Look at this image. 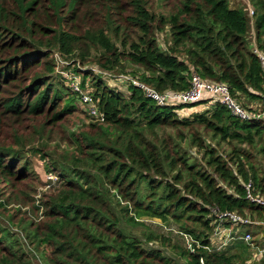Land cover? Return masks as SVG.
<instances>
[{
	"label": "trees",
	"instance_id": "16d2710c",
	"mask_svg": "<svg viewBox=\"0 0 264 264\" xmlns=\"http://www.w3.org/2000/svg\"><path fill=\"white\" fill-rule=\"evenodd\" d=\"M181 1L174 12L157 18L150 0H0V139L8 130L3 139L13 142L0 140V215L9 220L0 223V264H36L34 253L47 264H264L254 252L246 255L251 248L243 239L232 243L241 254L217 252L211 242L221 225L232 231L250 226L221 222V214L264 223V207L246 199L250 182L254 196L264 197V178L249 152L233 147L252 148L263 140L264 121L242 122L211 100L160 107L135 86L126 98L91 71L74 69L105 114L104 122L95 123L57 73L55 52L79 66L93 63L110 72L126 71L125 60L143 72L128 74L159 92L187 91L197 74L228 85L245 106L259 101L261 64L247 37L254 24L255 42L264 52V0L248 1L253 17L246 1L243 8L231 7V0ZM166 28L170 41L163 51L157 34ZM40 38L48 39L46 50ZM41 65L48 74L25 83L26 74ZM44 114H53L47 127L76 114L93 123L76 138L72 134L69 168L36 150L47 173L57 175L47 187L59 177L60 189L40 200L42 219L34 206V218L19 221L21 210L8 208L20 200L17 187L31 169L24 156L28 140L16 124ZM194 124L232 146V152L223 156L199 134L185 135ZM194 148L204 152L201 160L192 154ZM6 190L12 191L9 196ZM148 217L174 223L192 238L191 248L147 233L145 242L162 243V249L149 250L125 232L123 224L143 226Z\"/></svg>",
	"mask_w": 264,
	"mask_h": 264
},
{
	"label": "rangeland",
	"instance_id": "374dc122",
	"mask_svg": "<svg viewBox=\"0 0 264 264\" xmlns=\"http://www.w3.org/2000/svg\"><path fill=\"white\" fill-rule=\"evenodd\" d=\"M150 1H151V4H150L151 8L154 11V13L157 14V18H160L161 16L169 15L171 12H174L176 8L182 3L181 0H166V1L165 0H150ZM245 1L247 2L248 5H249V2L251 3L250 0H244V1L231 0V2L237 3V4L231 3V7L243 8L246 5ZM253 29H254V24L251 25V28H250V31L247 37V39L249 41L251 40V42L253 40V37H255L253 36L255 34ZM133 32L134 31L132 28L129 29V33H131V35L133 34ZM157 37H158L159 48L163 51L167 50V45H168V42L170 41V34L168 33V29L166 28L164 32L158 33ZM51 38L52 37L49 36L50 40H52ZM42 41L44 42L43 50H46L48 39L40 38V42ZM55 54H58L59 56L60 66L58 68L60 70H65L66 67L68 66H74L71 69L63 71V72H66L65 74H63L64 78L74 74V76L76 75V77L80 81V80H83V78L78 73L75 72L76 69L79 68V70L82 69V70H87V71L92 70L91 72L94 73L95 76H97V78L99 77L103 82H105V84L109 88L118 90L117 92L122 93L124 96H126V98L129 97L128 91L126 90V88L122 86H121V89L113 87L112 79L109 76L100 74V70L101 71H105V70H102V68L99 67L98 65L89 63V64L79 66L77 63H75L76 61L75 59H65L60 52H55ZM121 65L124 67L126 71H121L120 70L121 68L115 69L114 71H111L112 76L113 74L114 75H120V74L130 75L128 73H131V72L137 73V74L143 73L142 70H140L137 66H134L125 60L121 61ZM121 72H125V73H121ZM37 74H48V73L45 67L41 65L38 68H36L35 71L31 70L28 74H26L27 80L25 81V83H30L32 77H34V75H37ZM53 79L54 77L52 76V80ZM67 80L71 82V79H67ZM90 80L91 78H89V81ZM60 87L61 86H57V88H60ZM12 89H14V87L11 88V90ZM52 116L53 114H50L49 116L44 114L42 116H38L35 121L26 120L23 122L22 125L16 124V126L19 127V130L24 135L25 140L26 141L28 140V143L26 144L28 146H27V149H25L24 151L25 152L24 156H25V160H27L30 163V169H31L30 174H29L30 177L27 180L22 181V183L17 187V190L21 191L20 200L17 203L13 201L10 207L8 208V211H10L11 213H16L17 210H21V214L17 216L19 221L23 217H33L34 216V212H33L34 206H37L40 208L41 204L40 206H38V204L40 203V200L44 196L45 198H47L51 194H56L60 189L59 177H58V182L54 187H51V188L47 187V184H49L48 181L50 180V177L54 176L55 177L54 180H56L57 175H49L47 173L48 171L46 168L47 165L43 161L41 154L38 153L36 150H41L45 152L46 154L51 155L54 161L55 162L57 161L59 163L60 167L63 166L64 168H67L68 165L70 164L69 162L71 161V157L69 154L74 149L72 146V143L74 142V139L72 138V134L73 133L76 134L75 135V138H76V136L85 132L87 130V127L91 123H93L90 119L87 120L84 116H82V114H76V115L67 117L66 120L62 121L61 123H58L55 126L49 125L47 127L45 124L48 121L47 118H52ZM181 116L184 118L185 116H188V115L181 114ZM43 129L45 130L44 133L40 132L36 134L34 131V130H37L39 132V131H43ZM204 131H206L204 128H202L198 124H194L193 129H191L190 131L185 130L184 134L189 135V137L194 133L199 134L205 140L206 144L211 145L217 148L218 150H220L223 156H228L232 152V146L226 143H222L220 139H212L211 135H207ZM4 132L5 133L1 137L0 140L5 141L7 145H13V142L9 139V137L6 138V140L3 139L5 136H9L8 130H4ZM185 142L186 141H184L183 144H185ZM234 146L240 147L244 150H247V152H249L251 156L250 161L255 166V168L258 170L260 176L264 178V138L263 140H258L257 143H255V146H253L252 148H249L247 145H238L237 143H234L233 147ZM76 149H77V146H75V150ZM192 154L196 158H199V160H201L204 156V152H199L197 148L192 149ZM64 161H67V162H64ZM17 190L15 192H17ZM11 192L12 191L10 190H6V194L8 196L10 195ZM111 202H112L113 211L117 214H120V210L117 207V203L115 199L111 198ZM42 211H43V208H40V211L37 213L41 219H42ZM40 218H37V219H40ZM252 220L254 221L253 225H250L248 228H243V227L240 228V232H243L245 229H247L246 230L247 233H249L252 236L251 241H248V242L245 241L246 243L250 245V248H251L250 251L246 253L247 256L250 254V252L252 253L254 252L255 254V252H257L256 251L257 248L258 249L264 248V223H259L256 219H252ZM142 222L144 224L143 226L131 227L126 224H123V226H124L125 232L128 233V235L142 240L143 246L146 249H149V250L162 249V246H161L162 243L160 240L159 241L155 240V242L153 243L145 242V236H146L145 234L147 233H154L158 236H163L165 238H168L171 240L172 244L179 243L184 248H189L190 247L189 245L192 244V238L188 236V240L190 241V243H188L187 239L182 235L183 233L179 231V228L174 223H170L171 221H169L170 223L169 224V223H164L159 218H149L148 217V218L142 219ZM0 223L2 225L9 224V220L7 219L6 215H2V214L0 215ZM12 230L15 232H18V230L20 229L18 228L16 229L13 227ZM241 235L242 233L238 237L237 235L236 236L233 235V237H235L236 239H241L242 238ZM211 240H212L211 242L215 244L216 246H218V244H220L221 242V238L217 240L216 236H214ZM234 241H230L228 245L223 250H221V252L228 250L229 254L230 253L231 254H241L242 250L236 247L235 244L232 245ZM216 246H214L215 250L217 252H220L217 250ZM34 254L36 255V258L34 259L36 264H47L46 260H44L43 258L41 259V257L37 256L36 253ZM260 260H264V259L261 258Z\"/></svg>",
	"mask_w": 264,
	"mask_h": 264
},
{
	"label": "built area",
	"instance_id": "2783aa9c",
	"mask_svg": "<svg viewBox=\"0 0 264 264\" xmlns=\"http://www.w3.org/2000/svg\"><path fill=\"white\" fill-rule=\"evenodd\" d=\"M249 15L251 17L254 16V9L249 4L248 5ZM253 50L254 53L258 56L261 64V70H262V78L264 83V52L259 50L255 38H254V44H253ZM57 66L59 67V56L58 54H55ZM66 70H60L57 68V73L60 74L63 77V74L66 72H63ZM85 71V70H83ZM92 71V70H91ZM71 74V73H69ZM100 74L109 76L112 79L113 87L121 89V86L126 88L128 91V88L131 86H135L139 90H141L144 94V96L153 102L157 106L160 107H175V106H189L197 104L203 100H211L212 103H219L223 107H225L230 114L235 117L236 119L242 121V122H252V121H264V93L261 95V99L259 101H255V104H252L249 106L244 105L241 103L236 96H234L231 93L230 88L228 85L222 83V82H214L210 80H205L201 78L199 75L194 74L191 80V85L189 90L184 92H173V91H166V92H159L155 88L148 86L147 84L140 81L138 78L132 77L130 75H111V72L109 71H101ZM109 74V75H108ZM64 78V77H63ZM68 83L70 88L74 93H77L78 96V104L80 109L85 112L93 122L95 123H102L105 121V114L100 110L99 103L95 100V98L92 96V94L89 92V87L86 85V88L82 87V80H78L76 75H70L66 78H64ZM67 79H71V82H69ZM91 90V89H90ZM116 90V89H115ZM118 91V90H116ZM50 179H53V177H50ZM253 184L250 182L246 185V191H247V200H250L252 203L258 204L260 206L264 207V197L262 196H254L253 194ZM219 218L221 222L228 221L232 222L235 225H252L254 221L247 216H241L238 213H226L219 215ZM229 231L224 226H219L216 230V233L214 236H216V239L221 238L220 244L216 246L218 251L223 250L230 241H234L236 238L233 237L230 234H226V232ZM188 243L190 241L188 240L187 235H183ZM245 240L246 242L251 241L252 236L250 234H246V236L241 238ZM191 248V244L189 245ZM254 254V258H264V248L256 250Z\"/></svg>",
	"mask_w": 264,
	"mask_h": 264
},
{
	"label": "crops",
	"instance_id": "0c3cea01",
	"mask_svg": "<svg viewBox=\"0 0 264 264\" xmlns=\"http://www.w3.org/2000/svg\"><path fill=\"white\" fill-rule=\"evenodd\" d=\"M231 3H232V4H237V3H233V2H231ZM253 30H254V29H253ZM253 36H255V34H254ZM254 38H255V37H253V40H252V42H251V43H252V46H253V44H254ZM254 102H255V101L251 102V103L249 104V106L252 105V104H255ZM191 111H192V110H191ZM245 228H248V227H245ZM227 229H229V231H227L226 234H230V235H232V236H233V234H234L235 236L237 235V237H238V236H240L241 233H243V234H244V233L249 234V233H247V231H246L247 229H245L243 232H240V228H237V229L234 228L233 231H232L231 228H227ZM246 234H245V235H241V237L244 238V237L246 236Z\"/></svg>",
	"mask_w": 264,
	"mask_h": 264
}]
</instances>
